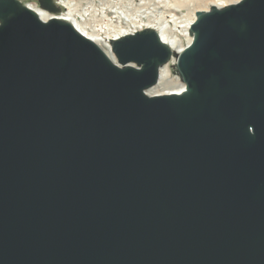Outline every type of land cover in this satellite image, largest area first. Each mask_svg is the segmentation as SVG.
Segmentation results:
<instances>
[{
	"label": "water",
	"instance_id": "1",
	"mask_svg": "<svg viewBox=\"0 0 264 264\" xmlns=\"http://www.w3.org/2000/svg\"><path fill=\"white\" fill-rule=\"evenodd\" d=\"M191 30L184 92L151 96L172 56L154 29L117 64L0 0V264H264V0Z\"/></svg>",
	"mask_w": 264,
	"mask_h": 264
},
{
	"label": "rangeland",
	"instance_id": "2",
	"mask_svg": "<svg viewBox=\"0 0 264 264\" xmlns=\"http://www.w3.org/2000/svg\"><path fill=\"white\" fill-rule=\"evenodd\" d=\"M21 1L27 5H36L37 3L39 7L38 0ZM215 1L216 0H63L64 3L69 2L67 10L72 15H76L77 22L85 25L89 31L95 32V29H99L100 32H103L101 37L105 38L106 41L99 38V45L104 51L111 50L113 57L115 55L112 51V47L110 48L108 46L110 45L108 37L116 35L119 31L124 33L123 31L125 30L128 32L139 30L136 29V27L142 24H152L157 27L162 24L167 29L168 33L178 40L179 45L186 48V46L190 44L191 38H193V32L191 28H187V25L190 21L194 20L199 11L211 9V4ZM226 1L233 2L236 0ZM128 17H130L133 22H128ZM145 28L150 27L144 26L141 29ZM122 33H120V37ZM181 54L182 53H176L174 56L173 53L170 60L161 66V68L166 67L169 76L162 84H159L158 81L156 85L147 89L149 95L179 89L185 86V82L178 67ZM115 59L117 58L115 57ZM115 59L111 57V60L114 62L116 61Z\"/></svg>",
	"mask_w": 264,
	"mask_h": 264
},
{
	"label": "bare ground",
	"instance_id": "3",
	"mask_svg": "<svg viewBox=\"0 0 264 264\" xmlns=\"http://www.w3.org/2000/svg\"><path fill=\"white\" fill-rule=\"evenodd\" d=\"M55 1V0H54ZM239 0H236V1H233V2H227L226 0H216L214 3H212L211 5H215V6H218L219 8L221 7V9L222 8H225V7H227V5L229 6L230 4H234V3H237ZM56 2V4L59 6V5H61V6H63V5H65V6H67V5H69V2L68 3H64L63 2V0L61 1H59V0H57V1H55ZM70 4H71V2H70ZM40 17H41V19H43L44 21H49L50 20V18H52L53 17V14L52 13H50L49 11H47V10H45V9H43V8H41V7H38L37 5H29ZM206 11H208V10H206ZM200 12V11H199ZM205 12V11H204ZM71 14V13H70ZM74 15V14H73ZM72 14L70 15V18H66V19H68V20H74V18H76L75 16L76 15H74L73 16ZM197 17H198V14L196 15V17L194 18V20H192V21H190V23L187 25V28L189 29L190 28V25L192 24V23H194L195 21H196V19H197ZM71 20V22L72 23H74L75 24V27H76V29L77 30H79V31H81V32H83L86 36H88L89 38H91L99 47H101L100 45H99V38L100 39H103L104 41H106V39L105 38H103V37H101V35H102V31L100 32V30L99 29H95L94 31L95 32H93V31H89V29L87 28V27H85V25H83V24H80L79 22H78V24L77 23H75L74 21H72ZM127 20H128V22H133L132 20H131V18L130 17H128L127 18ZM135 23V22H134ZM132 24V23H131ZM144 26H146V27H150V28H153L155 31H157L158 33H159V35H160V37L162 38V40H163V43H165L166 45H168L170 48H171V50H173L172 51V55H173V53H174V56H175V54L176 53H183L184 51H185V47H182L181 45H179V42H178V40L177 39H175V38H173V36H171L169 33H168V31H167V29L162 25V24H160L158 27L157 26H154V25H152V24H147V25H141V26H137L136 27V29H141V28H143ZM87 32V33H85V31ZM135 30H133L132 32H134ZM124 33H122V31H119V32H117L116 33V35H112V36H109L108 38H109V44L110 45H108L110 48H111V42H110V40H112L113 38H117V37H120L119 35H120V33H122L123 35H121V37H123L125 34H129V33H132V32H128V31H123ZM111 35V34H110ZM194 36V35H193ZM192 39V38H191ZM192 41H193V39L190 41V44L192 43ZM189 44V45H190ZM188 45V46H189ZM187 47V46H186ZM104 51V50H103ZM104 52H106V54H107V56L111 59V57L112 58H114L115 59V57L116 56H114L113 57V55H112V53H111V50H109V51H107V50H105ZM111 56V57H110ZM117 58V57H116ZM116 61L114 62L113 60V62L114 63H117V64H119V62H118V60L117 59H115ZM122 66V65H121ZM167 66V65H166ZM168 76H169V73L167 72V70H166V67H162L161 68V70H160V77H159V84H162L167 78H168ZM185 86H183L182 88H179V89H174V90H168V91H165V92H162V93H157V94H153V95H151V96H155V95H165V94H181V93H183L184 92V88Z\"/></svg>",
	"mask_w": 264,
	"mask_h": 264
}]
</instances>
